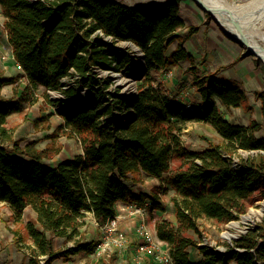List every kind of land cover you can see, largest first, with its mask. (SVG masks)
I'll return each instance as SVG.
<instances>
[{
  "label": "trees",
  "instance_id": "16d2710c",
  "mask_svg": "<svg viewBox=\"0 0 264 264\" xmlns=\"http://www.w3.org/2000/svg\"><path fill=\"white\" fill-rule=\"evenodd\" d=\"M0 6L13 55L27 80V92L13 100L1 91L16 79H0V201L10 204L16 220L22 219L28 206L37 213L39 226L32 220L25 223L33 242L27 264H52L92 250L82 242L87 212L105 222L117 214L118 201L160 209L162 187L149 193L134 185L142 175L163 179L174 156L186 160L165 179L175 190V220L159 219L156 234L168 242L176 264H264V224L225 251L200 244L195 236L202 237V219L228 223L245 213L251 201L264 199V136L257 135L263 127L260 120L234 124L226 117V110L248 111L252 106L240 84L218 79L217 72L195 77L198 104L155 85L153 70L195 60L185 43L200 26L187 25L180 0L153 5L119 0H0ZM182 28L187 32L179 33ZM132 45L143 51L144 59L141 83L133 95L118 85L110 89L113 73L136 71ZM66 77L74 84L65 87ZM39 87L75 100L65 127L69 135L79 136L84 150L55 165L45 162L53 152L47 155L36 141L22 145L7 127L9 116L23 112L30 93ZM80 87H86L89 95L83 105ZM255 97L264 116V76ZM189 121L211 124L222 142L209 140L200 151L187 150L181 131ZM241 149L253 153L244 157ZM236 154L240 155L237 166ZM60 237L74 240L75 245L57 247ZM192 247L200 254L195 260Z\"/></svg>",
  "mask_w": 264,
  "mask_h": 264
},
{
  "label": "rangeland",
  "instance_id": "374dc122",
  "mask_svg": "<svg viewBox=\"0 0 264 264\" xmlns=\"http://www.w3.org/2000/svg\"><path fill=\"white\" fill-rule=\"evenodd\" d=\"M125 2L129 5H153L156 3L164 2L165 0H119ZM235 1V0H229ZM181 5V13L183 18L185 19L187 25H199L200 27L207 25V30L205 32L197 33L193 40L189 43L190 49H196L198 53L199 62H195L199 66L205 64L208 65V60H204L203 49L208 47V36L210 31V39H212L215 44L220 43L221 48H218L225 54V59L223 60L227 63L235 50L241 51L242 55H245V58L238 60V58L234 59L230 64L225 65L224 68L227 70L229 74L235 76L232 77L237 81L241 82V84L245 85L246 93L249 97V102L252 106L251 110L245 111L242 108H231L230 110H226V117L234 124H248L253 118L260 120L263 124L262 129L259 131L260 135H264V116L261 113V102L257 100L255 97L254 89L257 88L258 80L254 76V70H257L261 76L259 79L263 80L264 76V63L261 59H259L252 52H248L249 50L239 42L235 37L230 35L229 32L212 16L211 13L201 8V6L195 0H180ZM5 17L2 12H0V30L6 31L4 26ZM209 27H213L215 32H212ZM209 29V30H208ZM264 30V26H263ZM187 29H180L179 33H186ZM212 33H217L221 37L222 40L219 41L217 37H213ZM120 45L128 46L129 43L121 42ZM138 52V51H137ZM139 53V52H138ZM4 53H0V59H2V55ZM257 59H259L257 61ZM7 61V60H4ZM231 66V67H228ZM235 67V68H234ZM136 70H138V64H136ZM233 68V69H230ZM217 70V72H218ZM235 71V74H234ZM173 74L168 75L167 72L156 71L153 70L151 72L153 76V80L155 85L164 87L165 91H169L171 95L174 97L181 96L185 97H193L194 92L192 91L190 94V84L181 86V80L176 82L177 72L175 69L172 70ZM244 72L243 77L239 74ZM251 73L252 77L249 79L246 76L248 73ZM166 77H165V76ZM113 84L110 89L114 88L115 85H118L122 92L124 93H134L137 91L138 85L141 83V78L138 77L137 73L134 72L133 75L122 73H113ZM168 79L170 81L169 85L166 86L163 84V80ZM246 76V77H245ZM261 77V78H260ZM17 83L13 84V90H15V94L13 96H6V92L2 93L3 96L9 99H16V94L19 93L21 96L25 94L26 91V79L21 77V75H17L15 77ZM183 80V79H182ZM189 81V80H188ZM190 82V81H189ZM186 82V83H189ZM192 86V84H191ZM79 97L81 99L88 98V90L86 87H80ZM35 91V92H34ZM33 94L30 93L31 97L28 101H26V109L23 112H16L9 116L7 127L11 130L13 138L15 140L20 141L22 145H25L28 142L36 141L37 147L39 149H47V155L53 152V154L45 158V162L50 165H55L58 161L63 159L73 158L75 155L83 152V144L76 134L69 135L68 128L65 127V115L64 112L66 107H70L75 103V100H69L64 97L63 94L58 92H48L45 91L42 87L35 89ZM46 93L48 96H46ZM189 93V94H188ZM20 96V97H21ZM19 97V98H20ZM18 98V97H17ZM18 98V99H19ZM77 100V99H76ZM193 101V99H191ZM78 101V100H77ZM82 102L81 104H83ZM59 106V109L57 108ZM181 137L184 147L189 151H200L208 146V141L214 142H222V136L216 131V129L209 123L204 121H189L187 122L181 131ZM49 147V148H47ZM60 148V151L54 153V151ZM253 153L251 150L241 149L240 154L244 157H247L249 154ZM236 160L240 159V155H234ZM185 158L183 156H174L171 163V171L166 173L163 179L149 177L146 175H142L138 181L137 185H134L136 190L152 192L154 189H160L162 194V207L160 209H151L150 213L146 214V217L152 220L155 216L165 217V219L174 220L175 219V208L172 201L173 196L175 195V190L171 185L165 183V179L174 173L177 169H179L185 162ZM133 182H130V184ZM264 207V199L262 200H254L250 202L248 210L241 214L238 219L232 220L228 223L217 224L212 219H202L200 221L202 234L201 238L195 235L200 243H203L207 246L213 247L218 251H225L229 247L233 246L234 243L243 236L248 233L251 229H255L259 224H264V211L258 217H253V220L248 221L246 224L241 223L243 227L246 228L244 232L239 233L237 237H232L228 235V232L235 233L237 230L235 227L231 225L232 222L241 221L244 215H247L251 209L261 210ZM159 213L161 215H159ZM36 213L34 212L31 206H28L23 214L21 220H16L12 209L5 202L0 201V264H27L29 259L32 256L31 245L33 242L27 235V231L25 229L26 221L32 220L37 226H39ZM162 219V218H160ZM85 223L87 224V230L89 226L95 227L90 219L85 218ZM147 222V221H146ZM16 230H20L19 234L15 233ZM124 230H127L124 228ZM123 229H119L117 233L112 235L113 240H116L121 234L126 235L129 239V243H133L132 240L140 239L139 236L133 235L128 236ZM83 231V230H82ZM101 234V235H100ZM91 235H83L82 242L89 244L92 247L89 253L84 254L80 252L79 260L87 259V261L92 264H128L125 259L122 257V247L115 245L112 247L111 257H109V263L103 258L98 257L95 253V247L104 239L102 232L95 229V232ZM100 235V236H99ZM21 236L24 237L23 240ZM138 238V239H137ZM74 240L65 241L63 237L56 238V246L57 247H65L72 245ZM95 242L93 245L92 243ZM239 249V248H238ZM191 254L193 257H199L200 254L195 247L191 248ZM87 262H84L86 264ZM73 264H80L78 261Z\"/></svg>",
  "mask_w": 264,
  "mask_h": 264
},
{
  "label": "crops",
  "instance_id": "0c3cea01",
  "mask_svg": "<svg viewBox=\"0 0 264 264\" xmlns=\"http://www.w3.org/2000/svg\"><path fill=\"white\" fill-rule=\"evenodd\" d=\"M0 12H2L1 6H0ZM185 29H187V28H185ZM209 29H211L212 32H215V29L213 27H209ZM206 30H207V25H204V26L200 27V30L197 33L205 32ZM208 34H209V36H208V39H209L208 47L206 46V49H203V51H202V53H203L202 58L204 60H208V62H207L208 65L203 64V65L199 66L198 64L195 63V62H199V59L197 57L198 53H197L196 49H190V47H189V43L193 40V37L195 36L194 35L192 38H190L185 43V45L188 48V50L190 51V53L194 56V59H195L194 62L192 63V62H190L188 60H184V61H181L178 65H175V66H173L170 69V70L175 69V71L177 72L176 82H179V80H181L180 88H181V86L189 85L190 83L192 84L193 81L195 80V77H197L198 75H202V74L207 73V72H211V73L212 72H217V70L220 69V67H224L225 65L230 64V62H233L234 59H236V58H238L239 56L242 55L241 51L235 50L233 55H232V57H231V59L227 63H225L223 61L225 59V54L218 49V48H221V45L224 44V42L221 45H220V43H216L215 44V42L212 39H210V34H211L210 31H209ZM212 36L213 37H217L219 39V41L222 40L221 37L219 36V34L217 35V33H212ZM0 53H8L10 55L9 58L7 59V61H4V60L0 59V79H13L19 74L21 75L22 79L23 78L26 79V77L24 75V70L22 69L21 65L16 61V59H15V57L13 55L12 46L10 45V43L8 41L7 31L0 30ZM228 67H231V66H228ZM230 69H233V68H230ZM168 70L169 69H167L165 71L163 69H158L156 71H162V72L166 73ZM227 72H228L227 70H225L224 68H221V70H218V72L216 73V76L220 80L233 81V82H236V83L240 84L243 88H245L244 84H241V82H239L236 79L232 78V77H235V76H233V75H231V74H229ZM257 72H258L257 70H254V72H253L255 78L258 80V83H257V86H256L257 88L254 89V93L257 90L261 89L262 86H263V80L259 79V76H261V75L259 73H257ZM234 74H235V71H234ZM239 74H242L240 76L243 77L244 72H241ZM246 76H248L249 79L252 77L250 72ZM165 77H163V78H165ZM162 80L164 81L163 82L164 85L170 86L169 85L170 81L168 79L165 78V80L164 79H162ZM17 82L18 81H16L15 83H17ZM186 82H189V83H186ZM15 83H10V84L4 85L3 88H2V93L6 92L5 93L6 96H13L15 94V90H13V84H15ZM25 83L27 84V82H25ZM191 84H190V87H189L190 88L189 92H190V94H192L191 93L192 91L194 92V95H193L194 98L191 96V97H187L186 98L187 100H185V97H183V98L181 96H178V97L181 98V100H184L185 102L190 103V104L201 103L200 94L195 90L193 85L191 86ZM157 87L160 88L162 91L169 93V91H165L163 89L164 87H162V85L157 86ZM20 96H21L20 93L18 95L16 94V99H18ZM16 99H13V100H16ZM191 99H193V101ZM248 99H249V97H248ZM218 105L221 107V109H223V107L221 106L219 101H218ZM257 135L259 137L264 136V135H260L259 132L257 133ZM2 202H4V201H2ZM5 203L8 204L7 202H5ZM8 205L10 206V204H8ZM132 205H133V202H124V201H118L117 202V215H119L120 218H121L120 222H119V229H123L124 230V228H126L127 230H124V232L129 237L132 236V234L133 235L135 234L137 236L136 226L140 222H145L148 225L149 229H151L156 234V222L160 218L165 219V217H160L159 218L158 216H155L151 220L150 219L151 218L150 215H148V217H146V214L150 213L151 208L150 209L148 208V211H145L144 214H138V213H135L133 211ZM159 215H161V214L159 213ZM36 216H37V213H36ZM149 216H150V218H149ZM85 218L90 219V222L95 227L90 225L88 230H87L88 222H87V224L85 223L83 225V227H82L83 235L84 234L85 235L89 234V235L93 236L92 233H94L95 229L97 230V228L99 229L100 232H102L103 236L105 235L104 231L101 229V226L98 224V221H97V219L95 218V216H94V214L92 212H87ZM99 223H103V222L100 221ZM139 238L140 239L137 238L138 240H136V239L132 240V237H131L130 238L131 241H134V242L133 243L132 242L129 243L128 246L125 249L122 250V252H123L122 253L123 259L122 260H124V259H125V261L127 260L126 262L128 264H135L133 262V258H134V254L136 253V248H137L138 244L141 242V237H139ZM92 244L94 245L95 242H93ZM32 245H33V243H32ZM190 251H191V248H190ZM89 252H90V250L88 249V250H85L83 253L86 254V253H89ZM79 256H80V253H77V254L71 256V258H69V259L58 258V259L54 260L52 262V264H73L76 261H78L80 264H84V262H87L86 264H92L91 262L87 261V259L79 260ZM191 257L194 260L198 258V257H193V255H191ZM103 258L109 263V257L106 256V257H103ZM141 264H158V263H156L152 258L147 257V258L144 259V261Z\"/></svg>",
  "mask_w": 264,
  "mask_h": 264
},
{
  "label": "built area",
  "instance_id": "2783aa9c",
  "mask_svg": "<svg viewBox=\"0 0 264 264\" xmlns=\"http://www.w3.org/2000/svg\"><path fill=\"white\" fill-rule=\"evenodd\" d=\"M101 35H104V34L101 32ZM105 38L109 39V37H106V36ZM131 50H132V55L134 56V62L135 64H138V68H139L135 72L139 76V74L143 72V68H144L143 51H141L138 47L134 45H132ZM9 56L10 55L8 53H4L2 55V59L7 60ZM167 74L172 75L173 74L172 70L169 69L167 71ZM63 83L65 84V87H68L74 84L73 82H69L68 77L63 79ZM48 92H54V91L48 90ZM55 92H58V91H55ZM58 93H61V92H58ZM128 94L133 95L135 94V92L128 93ZM64 97L69 100H74L72 97H66V96ZM82 102H84L83 104H86L88 102V98H84V99L80 98L79 104H81ZM57 108L59 109V106H57ZM72 111H73V105H71L70 107H66L64 115L66 116L67 114H70ZM237 164L238 162L235 159L234 165L237 166ZM132 207H133L132 208L133 211L138 214H144L145 211H148V204L146 205L133 204ZM120 219H121L120 216L116 214L115 216L109 218L107 221L103 223H99L100 221L97 220L98 224L101 226V229L105 233L104 239L101 242V244H98L95 247V253L98 257H106V256L111 257L112 255L110 252L112 251V247L114 248V245H113L114 242H115V245L121 246L122 247L121 249L123 248L125 249L128 246L129 239L126 235L121 234L116 240H113L112 238V235L114 233H117L119 230ZM136 233L139 237H141V242L138 244L136 248V253L134 254L133 262L135 264H141L144 261V259L147 257L152 258L158 264H176L171 254V247L168 244V242L161 240L151 229H149L148 225L145 222H140L136 226ZM74 243L75 242H73V244L72 245L70 244L69 246H74L75 245ZM200 244H203V243H200Z\"/></svg>",
  "mask_w": 264,
  "mask_h": 264
},
{
  "label": "bare ground",
  "instance_id": "6f19581e",
  "mask_svg": "<svg viewBox=\"0 0 264 264\" xmlns=\"http://www.w3.org/2000/svg\"><path fill=\"white\" fill-rule=\"evenodd\" d=\"M205 8L210 9L213 17L236 39L242 38V32L237 28L232 18H235L244 29V35L248 39V46L256 52L264 63V0H201ZM264 211L254 210L244 215L241 221L232 222L237 232H228L229 236L237 237L246 230L241 223H247L258 217Z\"/></svg>",
  "mask_w": 264,
  "mask_h": 264
},
{
  "label": "water",
  "instance_id": "95a60500",
  "mask_svg": "<svg viewBox=\"0 0 264 264\" xmlns=\"http://www.w3.org/2000/svg\"><path fill=\"white\" fill-rule=\"evenodd\" d=\"M200 6H201V8H203L204 10H206V11H208L209 13H211V11H210V9H208V8H205V6H204V4L202 3V1L201 0H195ZM212 14V13H211ZM213 16V15H212ZM232 21H234V23L236 24V26H237V28L240 30V32H242L243 34H242V38L239 40V39H237L239 42H241L249 51L248 52H252L254 55H256L257 56V54H256V52L255 51H253L252 50V48H250L249 46H248V44H249V42H248V39H247V37L244 35V29H243V27H242V25L240 24V23H238L237 21H236V19L235 18H232ZM264 48V47H263ZM259 59H261L259 56H257ZM142 75H143V72L141 73V74H139V76L138 77H142Z\"/></svg>",
  "mask_w": 264,
  "mask_h": 264
}]
</instances>
